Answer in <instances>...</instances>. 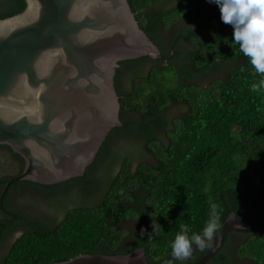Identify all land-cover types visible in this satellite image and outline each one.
Segmentation results:
<instances>
[{"label": "trees", "instance_id": "obj_1", "mask_svg": "<svg viewBox=\"0 0 264 264\" xmlns=\"http://www.w3.org/2000/svg\"><path fill=\"white\" fill-rule=\"evenodd\" d=\"M167 1L128 0L139 27L153 42L156 25L149 24L141 10ZM171 1L173 11L159 15L164 28L189 15L196 25L173 48L169 65L155 61L159 65L146 78L137 79L123 101L127 112L138 113L143 121L139 119L142 127L130 136L143 142L156 165L142 162L132 172L131 161L126 159L98 205L68 210L51 228L23 226V234L12 242L0 264H53L81 254L124 255L138 248H144L149 264H194L208 247L199 249L186 263L172 255L171 245L179 234L190 238L202 231L211 212L210 203L217 206L218 230L230 213L243 221L244 212L251 211L258 183H264V90L251 89L264 77L256 74L248 58L239 52L233 28L221 21L217 4ZM24 8L23 0H0V19ZM181 42L189 47L188 52L179 49ZM169 54L170 49L162 56ZM166 69L175 72L173 87L151 74ZM224 72H228L226 79H216L207 86L191 82ZM182 80L192 84L183 85ZM173 101L183 102L188 111L168 130L162 115ZM158 133L165 134L167 145L156 139ZM9 156L12 159L10 149ZM20 174L21 170L0 180V196L5 184ZM21 185L14 183L9 190ZM247 196L253 199L249 201ZM250 222L249 227H264V217ZM127 223L133 226H122ZM15 228L0 224V244L12 238ZM185 228L187 233L182 232ZM243 236L247 239L239 247V255L264 264V236Z\"/></svg>", "mask_w": 264, "mask_h": 264}, {"label": "water", "instance_id": "obj_2", "mask_svg": "<svg viewBox=\"0 0 264 264\" xmlns=\"http://www.w3.org/2000/svg\"><path fill=\"white\" fill-rule=\"evenodd\" d=\"M23 1L21 13L0 19V146L24 162L3 195L21 181L55 185L82 177L110 131L122 127L114 86L119 63L163 60L128 0ZM229 232L254 234L264 227L246 226L230 213L194 264H207ZM53 264L149 263L138 248Z\"/></svg>", "mask_w": 264, "mask_h": 264}, {"label": "flooded vegetation", "instance_id": "obj_3", "mask_svg": "<svg viewBox=\"0 0 264 264\" xmlns=\"http://www.w3.org/2000/svg\"><path fill=\"white\" fill-rule=\"evenodd\" d=\"M174 8V2L168 0L165 3H155L153 6L141 10L142 14L146 16L148 23L156 25L153 29L156 35L154 44L159 48L160 56L163 60H152L150 58H148L149 60H144L143 58H139L119 63L114 76V86L120 103L119 120L122 127L114 128L110 131L93 163L86 169L84 175L79 177L81 180L75 178L77 180L71 179L55 185H40L29 181H21V186H17L16 189L12 190L8 188L4 195L3 189L0 196V224L16 227V230L7 243L0 244V262L3 260L6 252H8L12 242L23 234V226L31 224L33 228H51L64 218L68 210L78 206L92 207L98 205L108 190L111 181L120 173L126 159L131 161V165L139 161L135 163V170L142 162L152 165L140 161L148 153L144 150L143 142L130 136L134 129L142 127L141 123V125L137 123L139 119L142 123L143 121L138 113L127 112L123 101L126 96L132 93L136 80L146 78L153 68L159 65L157 64L158 62H161L164 67L169 65V61L173 55L170 59V54L167 57H163L162 55L166 54L168 49H170L171 53L173 48L178 44V41L186 37L187 31L195 27L196 20L193 16L189 15L178 19L169 29L164 28L161 24L163 18L159 15L170 13ZM134 15L137 20L135 13ZM190 17L193 18V22L189 21ZM180 48L183 49V52L189 51V47L184 42H181ZM155 61L158 62L156 63ZM178 65L179 63H177ZM207 79L196 78L191 82H204ZM182 82L190 83L186 80H182ZM199 85L201 86V84ZM174 103L175 101L170 105L171 108L174 106ZM180 103L176 102L175 104ZM170 107L162 115V122H166L168 127L172 126V123L176 119L184 117L170 119L176 111L171 110ZM127 129L130 130L129 133L125 132ZM163 134L158 133L155 136L156 139L161 142L160 137ZM8 149L10 148L0 146V180L6 176L16 175L20 170L22 172L24 167L22 158L12 151V159L11 156L7 157ZM259 183L257 187V199L246 197L249 201H251V198L253 199L251 211L244 212L243 215L241 214L243 221L239 219L246 226H248L247 224H251L250 221L264 217V194L260 192L262 185L264 190V183L262 181ZM259 234L264 236V232ZM246 239L241 233H226L222 238L220 249L207 264H255L254 260L239 255V247L243 245ZM198 250L199 248H193L191 256L196 255ZM185 262H188V258L185 259Z\"/></svg>", "mask_w": 264, "mask_h": 264}, {"label": "clouds", "instance_id": "obj_4", "mask_svg": "<svg viewBox=\"0 0 264 264\" xmlns=\"http://www.w3.org/2000/svg\"><path fill=\"white\" fill-rule=\"evenodd\" d=\"M219 7L221 21L233 28V40L239 52L248 58L253 71L264 77V0H208ZM253 92L264 90V79L253 84ZM216 205L210 203V215L200 233L189 238L179 234L171 245L172 255L177 259H187L192 254V245L200 250L210 246L214 234L219 227ZM188 229L182 230L187 233Z\"/></svg>", "mask_w": 264, "mask_h": 264}, {"label": "rangeland", "instance_id": "obj_5", "mask_svg": "<svg viewBox=\"0 0 264 264\" xmlns=\"http://www.w3.org/2000/svg\"><path fill=\"white\" fill-rule=\"evenodd\" d=\"M189 21L190 22H193V18L190 17L189 18ZM152 76H153V79H158L159 78V82L160 83H165L166 85H171L172 87L175 85V72L174 70L172 69H166L164 71H161V73H157L156 71L151 73ZM146 76V74H145ZM148 76V75H147ZM228 76V72H224V73H221V74H211L209 76V78L206 80V81H197L196 83L198 84H201V86H207L209 85L211 82H213L214 80L216 79H226ZM183 85H188V84H192V83H186V82H182ZM141 85V84H140ZM176 103V102H175ZM173 104L174 106L171 108V110H176L175 111V114H173L170 119H175V118H178V117H183L186 115L187 111H188V107L183 103L181 102L180 104ZM171 129V126L168 127V130ZM161 142L164 144V145H167L168 144V141L166 139V136L165 134H163L161 137ZM140 161H144V162H147V163H150L152 165H156V161L154 160L153 156L151 155H144V157L140 160ZM139 161H136L134 162V164L132 163L131 165V171L133 172L135 170V163H137ZM123 227L125 228H131L133 225L131 223H127V224H124L122 225ZM18 236V235H17ZM16 236V237H17ZM198 246L196 245L194 249H197Z\"/></svg>", "mask_w": 264, "mask_h": 264}]
</instances>
